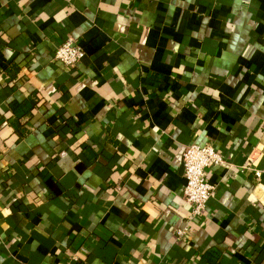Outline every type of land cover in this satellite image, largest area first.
Instances as JSON below:
<instances>
[{"label": "crops", "instance_id": "crops-1", "mask_svg": "<svg viewBox=\"0 0 264 264\" xmlns=\"http://www.w3.org/2000/svg\"><path fill=\"white\" fill-rule=\"evenodd\" d=\"M190 143L228 162L194 221ZM67 263L264 264V0H0V264Z\"/></svg>", "mask_w": 264, "mask_h": 264}, {"label": "built area", "instance_id": "built-area-1", "mask_svg": "<svg viewBox=\"0 0 264 264\" xmlns=\"http://www.w3.org/2000/svg\"><path fill=\"white\" fill-rule=\"evenodd\" d=\"M84 56V48L73 37H69L59 45L51 59L68 68H73L81 62ZM227 165L228 162L223 154L212 143L204 145L190 143L185 145L183 151L185 176L183 194L186 202L191 207L190 221L200 218L209 202L216 195V186L207 180V169L217 166L226 167ZM254 165L253 157H249L243 169L253 170L256 177L260 179L263 172ZM184 234L185 230L178 231L179 236Z\"/></svg>", "mask_w": 264, "mask_h": 264}, {"label": "trees", "instance_id": "trees-1", "mask_svg": "<svg viewBox=\"0 0 264 264\" xmlns=\"http://www.w3.org/2000/svg\"><path fill=\"white\" fill-rule=\"evenodd\" d=\"M37 100L35 97L26 99L23 102L14 101L10 103V107L16 116L17 122L21 123V120L27 121L34 115L33 110L36 107ZM57 126L58 130L70 129L72 133H78L79 128L77 127L76 121L66 113H58V119L53 123Z\"/></svg>", "mask_w": 264, "mask_h": 264}]
</instances>
